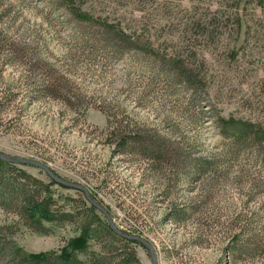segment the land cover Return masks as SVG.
Listing matches in <instances>:
<instances>
[{
  "label": "rangeland",
  "instance_id": "obj_1",
  "mask_svg": "<svg viewBox=\"0 0 264 264\" xmlns=\"http://www.w3.org/2000/svg\"><path fill=\"white\" fill-rule=\"evenodd\" d=\"M79 2L95 17L66 0H0V153L85 186L119 229L154 246L159 264H264V124H254L264 117V0H239L238 36L210 0ZM194 7L211 19L195 30L208 54L185 64L205 76L191 86L169 56ZM118 21L128 37L105 31ZM16 166L4 177L21 181V170L52 183ZM50 191L53 209L84 215V193ZM69 222L38 233L0 207V264H25L19 249L62 251L83 219ZM89 224L79 259L152 264L142 246L96 237Z\"/></svg>",
  "mask_w": 264,
  "mask_h": 264
},
{
  "label": "trees",
  "instance_id": "obj_2",
  "mask_svg": "<svg viewBox=\"0 0 264 264\" xmlns=\"http://www.w3.org/2000/svg\"><path fill=\"white\" fill-rule=\"evenodd\" d=\"M69 1L70 7L77 14L84 16L89 19V15L94 16L95 10L91 6H83L79 0H75V3ZM190 1H199V0H190ZM207 4V7L213 3V5H218L217 9L223 12L224 23H228L231 18H234V24L237 26V32L235 31V35H239L242 27V8L240 7L239 0H210ZM229 1V3H227ZM79 2V4H78ZM88 9H91L90 11ZM210 11H202L199 12L196 7L192 9V14L187 21V26L189 31L183 32L182 34L176 37L174 44V49L170 54L169 58L172 64H175V72L176 75L180 78L183 76L188 77L191 86H196V84L204 80L205 76L202 74V71L199 69L196 71H192L186 68V63L194 64L192 61H201L202 63H206L207 59L204 54H208L203 50V42L201 41L202 36L198 30L201 27L207 26L209 24V20L211 16L209 15ZM212 14V13H211ZM110 24V27H106L105 31H109L116 35L118 38H125L122 36L126 35V30L122 28V22H107ZM116 23V24H115ZM114 27V28H113ZM122 29L121 31L115 32L116 29ZM128 37V35H126ZM114 40L115 38L112 37ZM129 38H134L129 32ZM117 45V44H116ZM237 52V51H235ZM185 58L184 61L180 59ZM214 58L218 61L217 54L214 52ZM188 60V61H187ZM187 61V62H186ZM198 69V68H197ZM196 72V73H195ZM199 78V79H197ZM264 85V78H260L258 80V86ZM257 86V87H258ZM254 88V93H256ZM256 114V113H254ZM255 119V123H259V126L262 127L264 124L263 118L260 115H257ZM251 122L248 123L247 127L251 128L254 126ZM264 129V128H263ZM239 136V135H238ZM262 139V138H261ZM233 152V150H232ZM5 169L18 170L17 166L8 162H5L0 159V207H2L6 211H16L17 214L22 219H26L29 221L28 228L31 230H35L38 233L47 232V226L53 225H66L70 220L74 218L83 219V224L79 229V235L69 240L62 251H51V252H42V253H27L23 249L17 250L21 255V261L25 264H88V261H83L77 257V253L85 252L87 249V245L89 240L92 238L91 233L92 230L90 228V220L92 223L97 224V230L93 231L96 235L106 234L108 237L113 239L114 241L121 242L127 246L138 245L141 246L140 243L135 241H129L125 238L121 237L117 233H115L109 222L104 217L102 213L88 201H82L84 206V215L78 213L76 208L71 209L70 211H58L53 209L54 200L53 197L49 195L51 184H56L52 181V183L45 184L40 180L29 176L25 171L20 172L18 180H11L4 177L3 171ZM23 180V181H22ZM34 183V184H33ZM79 195H82V192L77 191ZM69 199V198H67ZM68 222V223H67ZM30 225V226H29ZM49 232V231H48ZM96 235V237L98 236ZM132 250V248H131ZM131 256H135V253H132ZM136 260V257H133ZM128 259L126 264L130 263ZM138 262V261H137ZM91 264V263H89Z\"/></svg>",
  "mask_w": 264,
  "mask_h": 264
},
{
  "label": "water",
  "instance_id": "obj_3",
  "mask_svg": "<svg viewBox=\"0 0 264 264\" xmlns=\"http://www.w3.org/2000/svg\"><path fill=\"white\" fill-rule=\"evenodd\" d=\"M0 159L5 161V162L14 164V165H31L33 167H36V168L42 170L57 185H60V186L65 187L67 189H72V190L80 191V192L84 193L87 201L90 204L94 205L100 211V213H102L104 215V217L107 219V221L109 222V225L111 226L112 230L115 233H117L121 237L125 238L126 240L135 241V242L140 243V245L144 249H146L148 251V253L150 254L151 259H152V264H159L156 249L154 248V246L149 241H147L141 237H138L135 235H130V234L122 231L121 229H119L118 226H116V224H115L112 216L110 215V213L92 197L89 190L85 186L64 180L50 166H47L46 164L39 162V161H36V160L22 158V157H20V158L19 157L18 158L10 157V156L5 155L3 153H0Z\"/></svg>",
  "mask_w": 264,
  "mask_h": 264
},
{
  "label": "built area",
  "instance_id": "obj_4",
  "mask_svg": "<svg viewBox=\"0 0 264 264\" xmlns=\"http://www.w3.org/2000/svg\"><path fill=\"white\" fill-rule=\"evenodd\" d=\"M122 230V229H121Z\"/></svg>",
  "mask_w": 264,
  "mask_h": 264
}]
</instances>
